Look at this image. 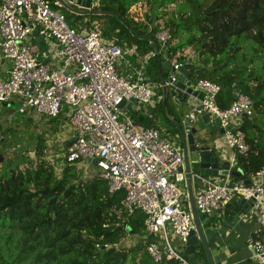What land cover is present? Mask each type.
<instances>
[{
	"label": "built area",
	"instance_id": "1",
	"mask_svg": "<svg viewBox=\"0 0 264 264\" xmlns=\"http://www.w3.org/2000/svg\"><path fill=\"white\" fill-rule=\"evenodd\" d=\"M60 6L57 0H0V55L11 62L8 76L0 78V104L15 103L20 113L29 108L46 117L45 121L62 113L67 122L59 123V130L64 132L66 126V135L76 138L57 155L49 151V157H57L55 170L73 164L83 173L84 167L92 166L89 175L104 179L108 192L123 191L124 212L138 209L144 214L145 248L153 262L166 259L192 264L183 252L193 222L181 147L158 128L135 123L127 112L119 119L127 107L145 112V105L150 106L157 96L155 82L145 76V65L158 51L137 59L139 54L133 48L103 36L98 22L90 28L69 25ZM146 8L144 0H134L128 10L138 21L143 20ZM33 29L45 40V47L29 40L34 37ZM154 36L159 44H165L168 29ZM49 57H56L57 65L50 64ZM183 62L187 61H170L173 72L167 71V78L156 86L176 87L173 81ZM190 87L201 92L202 98L189 94L192 101L181 116V128L194 126L202 114L209 121L215 118L223 129L226 146L234 151L229 165L235 166V152L246 150L238 126L243 116L252 114L251 100L236 92L229 106L220 108L216 82L198 79ZM182 92L185 88L178 94ZM12 96L18 102H13ZM5 119L10 120V116ZM66 135H47L45 143L48 147L51 141L63 146ZM248 180L249 184L233 180L229 173L200 177L192 188L197 214L221 218L228 203L243 198L252 203L249 210L264 227V164ZM248 241L254 261L264 264V242Z\"/></svg>",
	"mask_w": 264,
	"mask_h": 264
},
{
	"label": "trees",
	"instance_id": "2",
	"mask_svg": "<svg viewBox=\"0 0 264 264\" xmlns=\"http://www.w3.org/2000/svg\"><path fill=\"white\" fill-rule=\"evenodd\" d=\"M133 1L97 0L84 14L60 9L73 27L90 28L97 19L102 35L118 44L134 46L142 54L158 51L145 68L152 81L164 76L165 58L185 60L193 64L187 78L192 83L207 79L219 85L220 108L228 107L236 92L246 95L252 114L243 116L238 126L246 150L235 152V166L249 178L264 164V0H144L147 8L138 21L128 10ZM172 3L175 13L166 15L161 8ZM164 28L169 37L159 44L154 34ZM243 40L249 50H242ZM190 48L194 55L185 51ZM154 108L163 109V124L178 134L165 101ZM126 112L135 123L156 127L149 109L127 107ZM62 119L65 116L59 113L47 121L59 124ZM172 120L179 122L176 114ZM9 131L0 123V134ZM47 135L46 130L36 134L32 150L21 154L22 163L9 158L7 170L0 171V228L5 231L0 264H176L166 259L153 262L149 257L144 214L121 209L123 191L108 192L104 179L94 174L83 177L73 164L55 170L47 157ZM45 187L47 192L42 193ZM118 224L129 229H114ZM128 235L140 238L125 245ZM251 238L264 242V227ZM194 249L196 259L208 264L200 242Z\"/></svg>",
	"mask_w": 264,
	"mask_h": 264
},
{
	"label": "water",
	"instance_id": "3",
	"mask_svg": "<svg viewBox=\"0 0 264 264\" xmlns=\"http://www.w3.org/2000/svg\"><path fill=\"white\" fill-rule=\"evenodd\" d=\"M59 4L69 9L70 11H73L75 13H88L90 10L88 8L91 5V0H69L70 2L75 3L77 6L81 8H85L87 10H79L76 8H71L65 0H57ZM32 35L35 36V41H39V37L37 36V31L35 29L32 30ZM163 57V56H162ZM163 65L166 71H169L170 73L173 72V68L170 64V61L166 58L163 61ZM193 64L188 62H183L178 66V73L176 75L175 80L173 81V84H176V87L169 89V93L172 96H176L178 94L179 89L185 88V92L181 93L182 98H188L189 94L192 96L196 95L197 98H202V93L197 92L196 90H191V81L188 80V70L191 68ZM160 81L163 82L164 77L163 75H159ZM162 101L164 105V99L166 96V87H163L162 89ZM174 99H176L174 97ZM3 105L6 103H2ZM122 104V103H121ZM202 122L205 124L207 122V116L206 114H202L200 116ZM179 132L180 139H181V153H182V159L185 169V178L187 180V201H188V207L191 212L192 216V222H193V228L190 230L188 238L185 242L184 246V254L187 255V258L189 261H194L196 259V256L194 254V245L198 242L201 243L204 253L206 256V261L208 264H213L212 257L209 251V247L203 232V228L201 225L203 222L199 221V215L197 214L194 202H193V195H192V186H191V175L192 174H199V175H207L212 177H221L229 173L233 180L241 179L245 184H249V180L245 178L239 168H237L234 165H229V161L223 158V151L221 145L216 143L214 145L215 150H212L210 146L208 145H198L195 140V133L196 128L194 126L188 128V129H182L180 124L173 122ZM214 128L218 131V133H222L223 129L218 126L216 122H214ZM75 136L73 135L70 139L67 141H64L65 146L69 145L75 140ZM195 153L194 158L189 157V153ZM30 156L32 159H34V153L30 152ZM1 157V156H0ZM48 187H45L41 192L46 193ZM55 200V197L50 198V202L53 204ZM239 204L242 206L240 211L245 214L249 209L251 208L252 203L250 201H246L245 199L241 198L239 199ZM228 205V204H227ZM226 205V206H227ZM237 208H234L231 212L232 215H234L235 212H237ZM207 218L204 219V222ZM124 228L125 230H128V226H123L121 224H118L114 227V229H121Z\"/></svg>",
	"mask_w": 264,
	"mask_h": 264
},
{
	"label": "rangeland",
	"instance_id": "4",
	"mask_svg": "<svg viewBox=\"0 0 264 264\" xmlns=\"http://www.w3.org/2000/svg\"><path fill=\"white\" fill-rule=\"evenodd\" d=\"M97 1V0H96ZM95 4V2H91V6H93ZM90 6V7H91ZM176 4L172 3L170 5L164 6L161 8V10H166V15H168L169 13H175L174 8H175ZM70 11V10H69ZM72 12V11H70ZM171 15V14H170ZM66 22L69 24V19L65 18ZM71 19V18H70ZM96 21L94 22H98L97 19H95ZM100 23V22H99ZM244 41V40H243ZM242 50L246 51V49L249 50V43L247 42V40H245L242 43ZM185 51L188 54L194 55V51L190 48V49H185ZM162 72L164 73V79L167 78L168 72L165 70V68H162ZM155 82V92L157 94V96H155L153 98L154 103L157 105L158 102H160V96H162L163 91L161 88H158L156 86V83L158 81H160V78H158L157 80H153ZM178 98L180 99V104L178 106V112L179 113H183L185 111H187L190 107V99H185L182 98L181 95H178ZM13 102H18L16 99V96H12ZM162 101V100H161ZM171 103H172V98L170 96L169 93V89L166 88V96H165V104L167 106V114H170L171 116H173V114H175V112L171 111ZM154 104V105H155ZM65 107V105H63ZM146 109H149L151 111V114L154 117V125L157 128H162L163 127V109L161 110H156L153 106H149L148 104L145 105ZM126 113V111L122 110V113L119 114V119H123L124 118V114ZM179 114H176L177 120L180 123V119L178 118ZM6 116H10V120H6L5 117ZM45 119H47L46 117L43 116H39L36 115L34 111L30 110L29 108L25 109L24 113H20L16 110V104H0V122L3 126H7L10 128L9 132H6L4 135L0 134V148L2 151V156L0 157V171L2 172L3 170H7V166L10 164H6L7 160H9V158H11V160L13 162H17V163H22V159H21V154L23 152L27 151H31L33 148V145L35 143V135L39 134L41 132H44L45 130L48 131V136L50 138H52L53 133L51 132L53 129V124L57 126L58 121L51 123L48 121H45ZM214 120L215 118H212L207 124H203L201 120H197L194 124L195 128H196V133H195V139L199 144H205V143H211L213 144V146L219 142V138H223L222 133H217L216 129L214 128ZM59 122L62 125H66L65 123L67 122L65 119L59 120ZM170 139H172L175 143L178 144L179 147H181V144H179L178 139H176V134L172 131L168 132L167 135ZM223 144L226 145L225 140H222ZM48 151H62L63 150V146H59L57 143L51 141L49 147L47 146ZM54 153V152H53ZM55 154V153H54ZM56 155V154H55ZM189 157L190 158H194L195 157V153L190 152L189 153ZM48 158H50L53 163H56L57 157L54 158L53 155H51L49 157L48 154ZM49 159V160H50ZM56 170H58V168L56 167ZM80 171V170H79ZM82 171V170H81ZM80 171V172H81ZM83 177L88 176V173H81ZM5 231L3 229L0 228V246L2 245V241H3V236ZM140 237L139 236H134V235H128L124 240L123 243L125 245H132L134 242L138 241ZM174 244V242H172ZM192 264H202L201 260L195 259L194 261H192Z\"/></svg>",
	"mask_w": 264,
	"mask_h": 264
},
{
	"label": "crops",
	"instance_id": "5",
	"mask_svg": "<svg viewBox=\"0 0 264 264\" xmlns=\"http://www.w3.org/2000/svg\"><path fill=\"white\" fill-rule=\"evenodd\" d=\"M65 2H67V4H69V6L71 8H76L79 10H87L85 8H81V7L77 6L75 3L70 2L69 0H65ZM88 10H90V7L88 8ZM60 11H61V9H60ZM93 22H92V24H93ZM38 37L40 38L39 41H35V36L29 40L31 42H33L34 44H36L38 47H41V48L45 47V45H46L45 40L41 36H38ZM109 39H112V41L114 43L118 44L116 41H114L113 38H109ZM118 45H120V44H118ZM120 46H124L126 48L127 47L133 48L139 54L136 56V57H138L137 59H140V56H142L144 54L150 53V52H148V53L142 54L139 51H137L134 46H127V45H120ZM134 58L135 57L133 56L132 57L133 61H134ZM48 61L50 64H52L54 66L57 65V62H58L56 57H49ZM147 63H148V60L146 62L145 68L147 66ZM10 65H11L10 60L2 58L0 55V78L1 79L6 78L8 76V70L10 68ZM178 95L179 94H176V96H172L170 94V96L172 98L171 111L175 112V114H179L178 118L181 120V116L184 112L179 113L177 110L178 106L180 104V99L178 98ZM174 97L176 99H174ZM164 101H165V99H164ZM190 101H192V98H190ZM151 103L152 104L150 106H153V107L156 106V104L154 103L153 100ZM167 115H168L169 119H171L172 122H175L174 120H172V116L170 114H167ZM199 120H201V118H199ZM208 122H209V120H207V122L205 124H207ZM176 123L179 124V122H176ZM52 129L53 130L51 132H53V133H61L62 135L63 134L66 135V132H65L66 126L64 128V132H61L62 131L61 129L59 130L58 123H57V126L53 124ZM169 131L167 130L166 125L163 124V127L161 128V132L167 136ZM217 133H218V131H217ZM177 135H178V137L176 139H178V142H180L179 144H181L179 132ZM66 136L69 139L72 137L70 133H67ZM68 138H66L65 141H67ZM219 140L220 141L217 143L219 145H221L220 147H222L223 158L226 160L231 159V157L234 156V151L223 144V142H222L223 138L222 137L219 138ZM196 143H197V141H196ZM62 145L64 148V145H65L64 140H63ZM199 145H208V146H210V148L212 150H215L211 141H210V143L208 142V143L199 144ZM53 152H56L55 153L56 155L61 153V151H53ZM84 169H85V172L88 174H90L93 171L92 166L84 167ZM200 177H205V178L208 177L209 178L210 176L203 175V174L202 175L192 174L191 179H190L191 184H192L191 185L192 188L195 187V185L199 181ZM247 179H249V178H247ZM238 201L236 200V201H232V202L228 203V205L224 207L223 215L221 218L208 217L206 219V221L204 222V219L206 217L199 215V221L203 222L201 227L203 228V232H204V235H205L208 247H209V251H210V254L212 257L213 264H257L253 259V252H252V249H251V246H250L248 240H249V238H251V235H253L256 231H258L260 226L255 221L253 212L251 210L247 211L245 214H243L240 211L242 206L239 204ZM236 202L238 204H236ZM234 208H237L238 210H237V212L234 213V215H232L231 212Z\"/></svg>",
	"mask_w": 264,
	"mask_h": 264
}]
</instances>
